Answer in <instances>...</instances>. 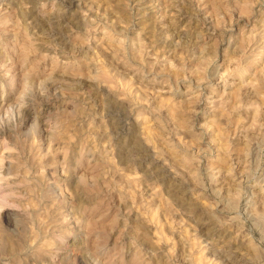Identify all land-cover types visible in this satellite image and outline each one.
I'll return each instance as SVG.
<instances>
[{
  "label": "rangeland",
  "instance_id": "rangeland-1",
  "mask_svg": "<svg viewBox=\"0 0 264 264\" xmlns=\"http://www.w3.org/2000/svg\"><path fill=\"white\" fill-rule=\"evenodd\" d=\"M0 264H264V0H0Z\"/></svg>",
  "mask_w": 264,
  "mask_h": 264
},
{
  "label": "bare ground",
  "instance_id": "bare-ground-1",
  "mask_svg": "<svg viewBox=\"0 0 264 264\" xmlns=\"http://www.w3.org/2000/svg\"><path fill=\"white\" fill-rule=\"evenodd\" d=\"M156 229V228H155ZM158 234V233H157ZM163 235V234H162ZM161 237L160 236H158V239H160ZM201 255V254H200ZM203 259V258H202ZM199 262H200V260H201V258L199 257L198 259H197ZM196 262V261H195ZM201 263V262H200Z\"/></svg>",
  "mask_w": 264,
  "mask_h": 264
}]
</instances>
